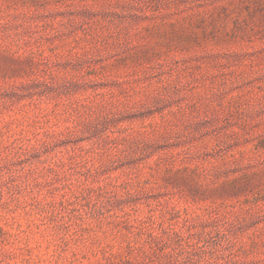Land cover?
I'll list each match as a JSON object with an SVG mask.
<instances>
[{
    "label": "rangeland",
    "instance_id": "obj_1",
    "mask_svg": "<svg viewBox=\"0 0 264 264\" xmlns=\"http://www.w3.org/2000/svg\"><path fill=\"white\" fill-rule=\"evenodd\" d=\"M0 264H264V0H0Z\"/></svg>",
    "mask_w": 264,
    "mask_h": 264
}]
</instances>
